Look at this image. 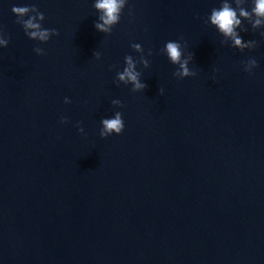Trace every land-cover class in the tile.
<instances>
[{"label": "water", "instance_id": "95a60500", "mask_svg": "<svg viewBox=\"0 0 264 264\" xmlns=\"http://www.w3.org/2000/svg\"><path fill=\"white\" fill-rule=\"evenodd\" d=\"M94 3L0 0V30L11 37L0 47V264H264V23L252 28L264 17L255 0H127L111 33L94 27ZM224 3L256 47H233L211 24ZM32 4L42 26L59 31L46 43L11 11ZM170 40L194 54L195 76L173 75ZM126 55L146 89L117 83ZM117 111L124 130L102 138V118Z\"/></svg>", "mask_w": 264, "mask_h": 264}, {"label": "clouds", "instance_id": "9594fccd", "mask_svg": "<svg viewBox=\"0 0 264 264\" xmlns=\"http://www.w3.org/2000/svg\"><path fill=\"white\" fill-rule=\"evenodd\" d=\"M126 3L127 0H95L93 7L102 13L99 16V20L102 21V23L94 22V27L98 31L111 33L113 26L120 21L121 13ZM11 11L17 17L16 22L23 27L25 35L30 39L46 43L52 36L59 35V31L56 28H45L42 26L41 21L45 19V15L43 12L39 11L36 5L13 6ZM252 11L257 17H264V0H255V6ZM129 14H131V12ZM26 16L28 17L27 19H25ZM240 16L249 18V13L243 8H240ZM209 19L212 25L217 26L220 33L225 37H230L232 39L233 47L243 51L246 48L252 49L257 46V41L249 40L245 42L242 37L237 34L235 29L237 26L241 25V20L237 17V12L227 3H224L219 10L213 8ZM262 23H264V20L258 18L252 23V28L255 29ZM241 31H247V29L241 28ZM261 35L264 36V32H261ZM10 39V36L5 35V33L0 30V47H7ZM132 47L140 50V46L137 44H133ZM165 50L170 62L174 65H178V68L173 73L177 79H183L197 74L194 69L189 67V63L193 59L194 54L189 53L187 56H184L182 44L179 40L167 41ZM34 51L38 55L45 54V50L39 46L35 47ZM149 54H152L151 50H149ZM93 55L99 59L101 54L99 52H94ZM124 60L125 67L122 71L117 72V83L123 82L125 85L131 84L133 92L146 89L148 85L141 82V73L136 71V63H134L132 56L126 55ZM141 63H143L145 67L149 66V62L143 60V58H141ZM256 66L257 60L255 58H249L244 62V71L251 73L252 69ZM159 92L162 94L163 88H160ZM70 102L69 98L65 97V103ZM111 103L113 105L122 106V102L118 99L112 100ZM67 121V117H61V123H66ZM101 124L102 127L99 134L102 138H106L113 133L120 134L125 127L123 114L119 111L115 112V115L112 118H102ZM77 127L79 132H84V129L80 126L79 122Z\"/></svg>", "mask_w": 264, "mask_h": 264}]
</instances>
